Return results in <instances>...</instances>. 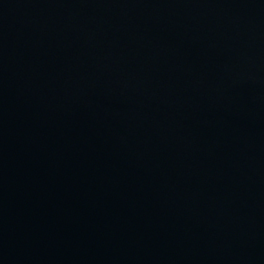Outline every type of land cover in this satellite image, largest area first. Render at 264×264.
<instances>
[{
  "label": "water",
  "instance_id": "obj_1",
  "mask_svg": "<svg viewBox=\"0 0 264 264\" xmlns=\"http://www.w3.org/2000/svg\"><path fill=\"white\" fill-rule=\"evenodd\" d=\"M0 264H264V0H0Z\"/></svg>",
  "mask_w": 264,
  "mask_h": 264
}]
</instances>
